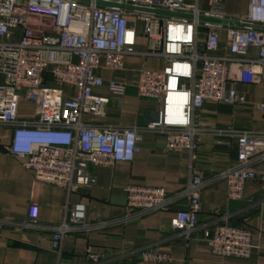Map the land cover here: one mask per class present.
<instances>
[{
  "label": "built area",
  "instance_id": "2783aa9c",
  "mask_svg": "<svg viewBox=\"0 0 264 264\" xmlns=\"http://www.w3.org/2000/svg\"><path fill=\"white\" fill-rule=\"evenodd\" d=\"M101 2L110 6H100ZM0 0V129L11 128L13 141L7 151L35 180L64 189L68 196L93 188L97 179L90 167L111 168L133 162L141 153L138 128L88 125L85 116L104 117L110 98L94 95L108 87L112 96L123 97L130 85L105 81L103 70H125L129 57L163 58V70L141 69L132 87L140 98L161 104L159 119L147 131L164 136L168 152L195 153L203 133L194 116L208 103L243 106L246 99L235 84L264 85V0H250L247 15L238 25H218L201 18L230 21L226 0ZM112 5V6H111ZM143 11H125L114 6ZM168 12L182 17L150 13ZM187 16L192 17L186 18ZM227 35L223 49L219 32ZM139 35L148 50H137ZM250 49L256 57L248 56ZM223 52V53H222ZM62 86L74 89L67 96ZM34 105L33 118L19 116L22 102ZM264 115V104L258 107ZM236 139L237 165L221 174L228 199L240 202L248 182L263 180L264 133L221 132ZM195 157L193 156V160ZM205 187L195 173L184 192L169 195L163 188L128 186L126 217L130 222L165 212L183 199L188 209L177 213L172 229L190 239L198 228ZM65 222L54 228V248L59 250L69 233L93 232L106 225L87 223L84 206L67 207ZM39 207L32 204L24 226L39 229ZM204 238L215 256L248 260L254 245L250 231L215 225ZM145 262H171L168 254L153 249L141 252Z\"/></svg>",
  "mask_w": 264,
  "mask_h": 264
},
{
  "label": "crops",
  "instance_id": "0c3cea01",
  "mask_svg": "<svg viewBox=\"0 0 264 264\" xmlns=\"http://www.w3.org/2000/svg\"><path fill=\"white\" fill-rule=\"evenodd\" d=\"M249 2L226 0L225 12L231 22L238 25L237 20L247 15ZM201 8L209 10L208 0H202ZM219 37L225 49V31H220ZM137 50H148L142 35L138 37ZM248 56L256 57L257 50L250 49ZM164 66L163 58L137 56L125 60L123 72H101L105 81L123 82L130 88L122 98L112 96L107 86L95 89L94 95L111 101L104 117L85 116L84 122L138 128L142 141L141 153L133 162L116 163L111 168L90 167L88 173L97 179L93 188H82L68 196L62 188L37 182L33 173L7 151L13 130L0 129V264H158L141 259V252L148 249L168 254L171 262L164 264H264V164L258 167L263 180L248 182L240 202L229 201L227 183L217 180L237 165L236 139L221 132L232 128L236 132L264 133V115L258 109L264 104V85L235 84L246 99L243 106L206 104L194 116L203 133L200 148L195 153L168 152L164 136L146 130L158 121L160 102L138 97L132 87L138 70L161 71ZM62 90L67 96L75 93L70 86H62ZM34 113L33 104L21 103V118H33ZM195 173L205 187L200 195L199 225L190 239L172 229L177 213L188 209L187 199L169 211L121 222L127 215L128 186L163 188L169 195H176L184 192ZM32 204L39 207V229L24 226ZM69 206H84L88 224L106 227L89 233H69L57 250L53 229L65 222ZM218 224L251 232L254 250L250 259L223 258L212 253L204 233Z\"/></svg>",
  "mask_w": 264,
  "mask_h": 264
},
{
  "label": "water",
  "instance_id": "95a60500",
  "mask_svg": "<svg viewBox=\"0 0 264 264\" xmlns=\"http://www.w3.org/2000/svg\"><path fill=\"white\" fill-rule=\"evenodd\" d=\"M77 1H80V2H86V3H89V0H77ZM98 5L100 6H110V5H106V4H103L101 2H98L97 3ZM112 6V5H111ZM114 7H118L122 10H125V11H143V10H137L131 6H125V5H120V6H114ZM145 12V11H143ZM150 13H155V14H159V15H165V16H171V17H182V16H179V15H175V14H171V13H168V12H157V11H149ZM186 18H192L190 16H187ZM202 21H207V22H211V23H214V24H218V25H234L236 26V24H234L233 22H229V21H220V20H212V19H206V18H201Z\"/></svg>",
  "mask_w": 264,
  "mask_h": 264
}]
</instances>
